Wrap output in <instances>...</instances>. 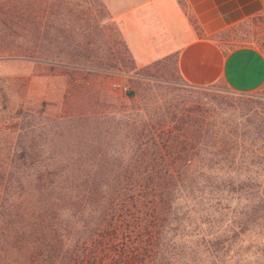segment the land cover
Returning a JSON list of instances; mask_svg holds the SVG:
<instances>
[{
	"label": "rangeland",
	"instance_id": "1",
	"mask_svg": "<svg viewBox=\"0 0 264 264\" xmlns=\"http://www.w3.org/2000/svg\"><path fill=\"white\" fill-rule=\"evenodd\" d=\"M249 17L212 35L221 50L264 53V0ZM14 169L164 186L163 264H264V83L191 85L172 55L136 65L103 0H0V180Z\"/></svg>",
	"mask_w": 264,
	"mask_h": 264
},
{
	"label": "trees",
	"instance_id": "2",
	"mask_svg": "<svg viewBox=\"0 0 264 264\" xmlns=\"http://www.w3.org/2000/svg\"><path fill=\"white\" fill-rule=\"evenodd\" d=\"M3 13L12 22L22 19L16 11ZM84 172L69 170L64 176ZM60 175L14 169L11 181L9 173L1 176L0 264L164 263L162 238L175 223L173 196L164 199V186L71 184ZM192 187L183 195L193 196Z\"/></svg>",
	"mask_w": 264,
	"mask_h": 264
},
{
	"label": "crops",
	"instance_id": "3",
	"mask_svg": "<svg viewBox=\"0 0 264 264\" xmlns=\"http://www.w3.org/2000/svg\"><path fill=\"white\" fill-rule=\"evenodd\" d=\"M116 12L118 32L136 65L171 56L185 83L220 80L236 93L264 83V53L252 44L222 51L212 35L249 17L261 0H103Z\"/></svg>",
	"mask_w": 264,
	"mask_h": 264
},
{
	"label": "built area",
	"instance_id": "4",
	"mask_svg": "<svg viewBox=\"0 0 264 264\" xmlns=\"http://www.w3.org/2000/svg\"><path fill=\"white\" fill-rule=\"evenodd\" d=\"M112 86L118 90H123L125 91L127 89L126 85L119 82V81H113Z\"/></svg>",
	"mask_w": 264,
	"mask_h": 264
}]
</instances>
